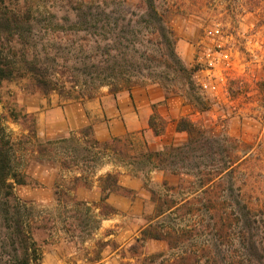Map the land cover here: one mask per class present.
<instances>
[{"label":"trees","instance_id":"1","mask_svg":"<svg viewBox=\"0 0 264 264\" xmlns=\"http://www.w3.org/2000/svg\"><path fill=\"white\" fill-rule=\"evenodd\" d=\"M53 1L49 6L40 0H0V82L27 76L30 87L44 97L56 93L78 103L95 99L102 89L115 98L137 86L157 85L164 98L182 95L198 109L204 107L194 70L178 55L179 37L171 26L181 0H138L131 9L127 0ZM10 117L28 122L30 137H36L32 115L12 110ZM147 126L154 136L166 129L156 104ZM175 130L185 140L158 149L150 148L141 132V139L128 133L98 141L91 125L38 143L39 159L65 171L77 169L64 185L56 184L73 186L57 194L56 219L73 224L81 212L96 226L100 218L116 213L107 203L109 195H136L119 184L120 172L140 177L166 171L191 181L178 186L163 181L160 192L148 189L153 212L130 247L133 255L142 242L155 240L165 243L167 253L149 255L144 264H264V194L243 188L249 185L246 179L237 184L243 174L251 178L256 167L250 146L185 116L175 121ZM12 157L0 127V264H41L27 221L37 220L42 211L15 197L14 184L27 182ZM108 166L111 171L99 174ZM94 182L100 190L93 205L97 215L72 194ZM70 225L64 228L69 234Z\"/></svg>","mask_w":264,"mask_h":264},{"label":"rangeland","instance_id":"2","mask_svg":"<svg viewBox=\"0 0 264 264\" xmlns=\"http://www.w3.org/2000/svg\"><path fill=\"white\" fill-rule=\"evenodd\" d=\"M137 1L127 0L126 8L131 9ZM53 2L40 0L49 6ZM179 8L171 19V26L179 37L177 53L183 64L194 70L204 107L200 110L178 95L167 106H159V111L169 121L178 115L185 116L196 125L248 144L256 167L250 179L243 174L237 184L241 185L246 179L249 185L243 188L264 194V85L258 84L264 80V0H181ZM177 86L182 91L181 85ZM107 94L102 89L96 98ZM110 100L113 104L111 97ZM85 102H67L56 93L44 97L30 87L27 76L0 82V127L5 128L10 140L14 169L23 174L27 182L14 184L13 193L21 203L42 211L40 218L27 221L42 255L41 264H144L142 259L149 255L167 253L165 243L155 240L142 242L135 255L130 252L134 239L153 212L148 189L160 192L163 181L178 186L191 178L176 175L167 180L154 173L160 171L136 177L142 184L134 190L136 195L130 199L113 194L119 198L110 201L116 213L100 218L96 226L81 212L76 214L73 224L56 219L57 194L73 188L56 184L64 185L77 169L62 170L57 163L39 159L35 150L38 143L78 132L81 128H69L64 108L72 112L69 113L70 123L76 124L78 115H83L80 105ZM12 110L33 116L35 138L27 131L28 122L10 117ZM104 120H107L105 116ZM136 131L130 134L141 139ZM99 132L103 136L106 128L102 127ZM140 132L153 149L184 139L174 133L171 125L159 136L145 129L144 134ZM93 187H78L72 194L78 201L88 202L87 208L97 215L93 205L98 203L95 194L100 190L99 186ZM66 224H71L73 241L64 229ZM36 226L38 229L33 228Z\"/></svg>","mask_w":264,"mask_h":264},{"label":"crops","instance_id":"3","mask_svg":"<svg viewBox=\"0 0 264 264\" xmlns=\"http://www.w3.org/2000/svg\"><path fill=\"white\" fill-rule=\"evenodd\" d=\"M110 97L113 100V104H111ZM172 98H174V96L169 98H164L163 91L159 86L147 85L145 87L133 88L130 92L122 91L118 93L115 96V98L107 94L104 96H100L99 98L86 101L84 104L80 105V109L81 112H83V115L80 116L78 115V120L76 124L70 123L69 113L72 112L65 109L67 107L64 108V112H65V116H67V119L69 121L68 125L70 129L72 128L79 129L87 125H91L94 137L98 141H107L110 140L112 137H122L125 134L130 133L132 131H136L138 129L140 130L136 132L143 131V134H144V129L145 132L150 131V129L147 126V120L152 112V105L156 104V109L158 113L167 120L166 129H168L169 125H171L174 133L180 136L182 135L184 137L182 141H184L185 134L183 132H177L175 130V121L179 118V116L181 117V115H178L176 116V118L169 121L159 111V106H161L162 104L167 106ZM114 112L118 115L121 122H119L118 119L114 117L115 116ZM104 116L106 117L107 120H104ZM102 127L106 128V134H104L103 136H101L99 132L102 129ZM146 141L149 147L152 148L149 141L147 139ZM169 143H176V142L170 141L166 144ZM105 171H111V167L109 166L105 167L104 169L99 171V174H102ZM154 173L160 174L161 178L167 180L171 176H176L175 174L166 171H160ZM152 180L157 181V178L152 177ZM118 181L120 185L132 190H135L138 188L137 186L142 185L139 178L133 177L125 172L119 173ZM93 186H97V182L93 183L92 188H94ZM95 195H97L96 202H98L100 197V192L98 191V193ZM111 200L117 201L119 200V198L114 196L113 194L109 195V197L107 198V203L110 206H112L110 204Z\"/></svg>","mask_w":264,"mask_h":264},{"label":"built area","instance_id":"4","mask_svg":"<svg viewBox=\"0 0 264 264\" xmlns=\"http://www.w3.org/2000/svg\"><path fill=\"white\" fill-rule=\"evenodd\" d=\"M217 32V31H216Z\"/></svg>","mask_w":264,"mask_h":264}]
</instances>
